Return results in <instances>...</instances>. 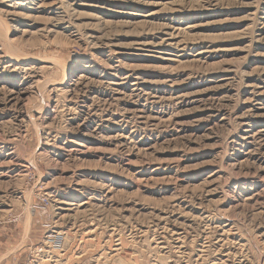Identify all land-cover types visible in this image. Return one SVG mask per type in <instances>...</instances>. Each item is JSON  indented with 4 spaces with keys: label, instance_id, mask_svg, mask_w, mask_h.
I'll return each mask as SVG.
<instances>
[{
    "label": "rangeland",
    "instance_id": "obj_1",
    "mask_svg": "<svg viewBox=\"0 0 264 264\" xmlns=\"http://www.w3.org/2000/svg\"><path fill=\"white\" fill-rule=\"evenodd\" d=\"M51 237L264 264V0H0V264Z\"/></svg>",
    "mask_w": 264,
    "mask_h": 264
},
{
    "label": "built area",
    "instance_id": "obj_2",
    "mask_svg": "<svg viewBox=\"0 0 264 264\" xmlns=\"http://www.w3.org/2000/svg\"><path fill=\"white\" fill-rule=\"evenodd\" d=\"M43 203H49L48 199H43ZM49 241L54 243L55 250L56 251H63L62 245H61V240L56 238V237H51L49 238ZM49 246L44 242L41 246L35 247V248H30V254L27 257L26 261H23L22 264H39L38 258H40L41 255L45 254L48 250ZM47 260V259H46ZM49 261V260H47Z\"/></svg>",
    "mask_w": 264,
    "mask_h": 264
},
{
    "label": "bare ground",
    "instance_id": "obj_3",
    "mask_svg": "<svg viewBox=\"0 0 264 264\" xmlns=\"http://www.w3.org/2000/svg\"><path fill=\"white\" fill-rule=\"evenodd\" d=\"M67 75H68V71H66V73H65V76H64L65 79L67 78ZM46 244H47V243H46ZM48 246H49V245H48ZM54 249H55V246H54V243H53L52 248H51V246H49L47 252H46L45 254L41 255L40 258H38V262H39V264H41V263L44 262V261L46 262L47 260H49V259L51 258L49 255L53 256L51 252H53ZM49 253H50V254H49ZM48 254H49V255H48ZM46 259H47V260H46ZM36 264H37V263H36Z\"/></svg>",
    "mask_w": 264,
    "mask_h": 264
},
{
    "label": "crops",
    "instance_id": "obj_4",
    "mask_svg": "<svg viewBox=\"0 0 264 264\" xmlns=\"http://www.w3.org/2000/svg\"><path fill=\"white\" fill-rule=\"evenodd\" d=\"M22 263V262H21Z\"/></svg>",
    "mask_w": 264,
    "mask_h": 264
}]
</instances>
